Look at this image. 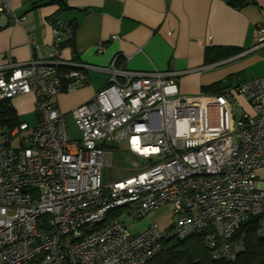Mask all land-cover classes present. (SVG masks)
<instances>
[{
    "label": "built area",
    "instance_id": "obj_1",
    "mask_svg": "<svg viewBox=\"0 0 264 264\" xmlns=\"http://www.w3.org/2000/svg\"><path fill=\"white\" fill-rule=\"evenodd\" d=\"M0 14H12L9 0ZM51 34L46 59L6 57L0 68V102L31 95L36 117L0 126V264H147L163 242L197 234L214 258L233 261L243 222L258 217L264 234V74L220 95L187 96L175 73L130 71L119 57L106 68L62 69L70 29L56 21ZM256 35L253 50L264 48V22ZM87 70L109 78L72 111L74 141L50 100L85 86ZM117 150L129 173L104 179ZM163 204L174 217L164 232L154 223L129 232L128 220Z\"/></svg>",
    "mask_w": 264,
    "mask_h": 264
},
{
    "label": "crops",
    "instance_id": "obj_2",
    "mask_svg": "<svg viewBox=\"0 0 264 264\" xmlns=\"http://www.w3.org/2000/svg\"><path fill=\"white\" fill-rule=\"evenodd\" d=\"M55 1L60 3L9 0L12 14H0V68L6 57L19 63L46 59L56 21L70 29L63 36L62 69L79 64L106 68L119 57L118 64L130 71L175 73L179 91L187 96L225 93L227 88L208 89L215 82L209 84L201 72L260 50L253 48L256 27L264 22V0L239 9L223 0ZM113 36L118 39L112 41ZM98 44L103 45L101 53H97ZM86 74L82 89L63 90L50 100L56 110L71 114L89 102L109 78L104 71L87 70ZM9 104L19 119L34 114L31 95L19 96ZM125 170L121 174L129 173Z\"/></svg>",
    "mask_w": 264,
    "mask_h": 264
},
{
    "label": "trees",
    "instance_id": "obj_3",
    "mask_svg": "<svg viewBox=\"0 0 264 264\" xmlns=\"http://www.w3.org/2000/svg\"><path fill=\"white\" fill-rule=\"evenodd\" d=\"M229 6L242 8L255 0H223ZM54 3H60L51 0ZM212 84L208 89H219ZM21 122L7 101L0 102V126H13ZM233 240L240 242L233 261L216 259L205 246L204 234L185 239H169L163 242L161 251L147 264H264V234L260 232L258 217H251L241 224Z\"/></svg>",
    "mask_w": 264,
    "mask_h": 264
},
{
    "label": "rangeland",
    "instance_id": "obj_4",
    "mask_svg": "<svg viewBox=\"0 0 264 264\" xmlns=\"http://www.w3.org/2000/svg\"><path fill=\"white\" fill-rule=\"evenodd\" d=\"M203 78L209 81V84L215 82L221 88H227L225 90L231 89L235 87L237 84L241 83L244 80L256 77L258 75L264 74V49H260L254 51L246 56L233 59L226 63H218L217 66L209 68L201 72ZM84 87V86H83ZM80 87L74 91H78L82 89ZM63 93H59L61 95ZM95 96V95H94ZM93 96V97H94ZM92 97V98H93ZM84 105V104H83ZM82 106V105H80ZM78 106V107H80ZM76 107V108H78ZM74 108L73 110H75ZM72 110V111H73ZM61 114H68L60 111ZM20 121L28 122L29 124L35 123V115L33 113H29L23 117H20ZM67 121V132L71 140L77 141L80 139V133L74 123V119L72 114H68L66 116ZM12 148L19 147V140L13 141L11 144ZM122 151L113 152L111 157H108L113 164L112 168H104L103 169V177L114 178L116 176H121L125 173L129 166L126 162L123 161ZM173 210L170 205L163 204L154 215L150 217H145L138 221L128 220L126 222V226L131 234H137L148 227L149 224H156L160 231L164 232L167 227L171 225L173 222Z\"/></svg>",
    "mask_w": 264,
    "mask_h": 264
}]
</instances>
